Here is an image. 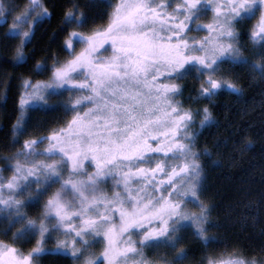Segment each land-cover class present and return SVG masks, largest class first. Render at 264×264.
<instances>
[{
    "label": "snow or ice",
    "instance_id": "obj_1",
    "mask_svg": "<svg viewBox=\"0 0 264 264\" xmlns=\"http://www.w3.org/2000/svg\"><path fill=\"white\" fill-rule=\"evenodd\" d=\"M110 7L102 27L70 32L63 44L70 58L49 68L41 61L32 65L26 51L37 25L52 15L44 0H0V28L11 21L0 41L14 52L11 63L35 76L48 73L46 80L22 79L13 136L26 134L34 110L72 114L63 127L25 139L16 153L24 163L15 164L11 177H0V213H8L0 217L8 221L2 234L11 232L10 242L0 241V264H38L49 255L73 264H185L189 253L180 245L188 231L204 249L199 264H264L227 248L215 251L219 241L208 232L216 225L211 206L201 200L198 162L210 153L193 150L200 132L190 131L194 115L203 129L212 113L208 107L193 113L175 100L184 91L178 82L187 77L198 84L189 99L211 103L225 90L239 95L224 65H246L264 79V0H118ZM209 11L212 22L196 24ZM90 19L73 4L62 23L86 28ZM253 19L246 35L260 63L242 55L237 30ZM194 30L206 35L189 36ZM76 43L84 47L73 55ZM106 44L111 55L103 57ZM52 97L56 104H49ZM158 174L167 179L157 181ZM109 181L106 191L101 185ZM30 206L39 207L34 218L22 211ZM54 236L64 238L46 248ZM18 241L34 246L23 252ZM101 242L99 255L89 251ZM161 248L174 252L171 260L147 259L145 249Z\"/></svg>",
    "mask_w": 264,
    "mask_h": 264
},
{
    "label": "trees",
    "instance_id": "obj_2",
    "mask_svg": "<svg viewBox=\"0 0 264 264\" xmlns=\"http://www.w3.org/2000/svg\"><path fill=\"white\" fill-rule=\"evenodd\" d=\"M44 3L52 15L37 25L26 51L33 55L32 65L41 61L49 68L69 56L63 44L70 32L86 35L92 29L102 27L107 22L106 13L112 11L110 5H113L112 0H94L91 7H84L88 0H44ZM73 4H79L80 11L89 14L90 24L86 28L71 25L65 29L64 14L72 10ZM5 29L0 28V41ZM242 47L243 55L250 61L261 62L246 38ZM13 56L14 52L0 42V168H5L7 158L15 155L26 139L25 135L14 137L12 133L18 116L22 79L48 78V73L35 76L24 68L14 67ZM221 70L231 73L229 79L241 89L239 95L225 90L211 103L189 99L196 96L193 89L198 88V84L192 77H187L179 82L184 91L178 97L182 107L190 108L193 113L203 107H208L212 113L213 122L198 130L200 135L193 150L203 152L207 149L210 153L209 156L201 155L198 162L203 177L201 200L211 206L210 220L216 225L208 232L219 241L215 251L222 252L227 248L241 259L260 262L264 260V254L260 252L264 246V79L246 65H224ZM68 99L65 94L63 100ZM57 102L55 97L49 104ZM70 115H66L63 108L34 110L30 113L27 132L47 135L51 129L63 127ZM197 117L199 115H194ZM14 140L19 143H13ZM180 247L188 250L186 264H199L204 249L190 232ZM38 264H73V261L64 256L49 255L40 257Z\"/></svg>",
    "mask_w": 264,
    "mask_h": 264
},
{
    "label": "rangeland",
    "instance_id": "obj_3",
    "mask_svg": "<svg viewBox=\"0 0 264 264\" xmlns=\"http://www.w3.org/2000/svg\"><path fill=\"white\" fill-rule=\"evenodd\" d=\"M16 2L17 3L20 2V3L23 4V3H27V0H16ZM117 2H118V0H112L113 5L115 3H117ZM258 15L259 14L257 13V18H258ZM211 22H212V13L209 11L206 14L202 15L201 18L198 21H196V24H198V25H206V24L211 23ZM255 22H256V20L253 19L250 22H245V23H242V24H240V25L237 26V30L241 33V40H240V45L241 46H242V43H243V41H244L245 38H246V40H248L246 33H247L248 28L250 27V24H254ZM10 23H11V21L9 19V24L8 25H5L2 28L5 29L6 27L10 26ZM196 24L192 25V27L194 29L196 27ZM188 35L189 36H194V37H196V38L199 39L200 37L206 35V32L205 31H195L194 30V31L189 32ZM83 47H84V45L79 44V43H76L75 44V51L72 54L75 55L76 53L80 52ZM104 48L107 49V50L106 51L105 50H101L100 55L103 56V57L110 56L111 55V48H110V46L106 44L104 46ZM241 51H242V55H243V47H241ZM67 52H68V55H69V50H67ZM69 58L70 57L68 56L66 59H69ZM65 60H63V61H65ZM66 95H68V94L66 93ZM54 98L55 97H52L49 100V103H50V101H53ZM175 100L180 103V100H179V97L178 96L175 97ZM70 116L72 117V114ZM71 117L68 120H70ZM200 119H201V116H199L197 118H194L195 125L190 129V131H196V130H199L200 129ZM58 124H59V122H58ZM34 134H36V133L26 132L25 137H26V139H30V138H35L37 136H40L38 134H37V136L34 135ZM42 147H43V145L41 146V148ZM37 159H43V157H38ZM18 161L20 163H24V158L23 157H17L16 154L10 156L9 158H7L6 163H5L6 164L5 168H0V177H4V178L11 177L13 175L12 168H14L15 164ZM170 163H171V161H170ZM9 166H12V167H9ZM145 167H147V165H145ZM201 175H202V173H201ZM155 179L157 181H159V180H166L167 177L158 174L155 177ZM111 183L112 182L109 181L107 185H101V187L104 188L107 191V189L111 186ZM33 187H35V185H33ZM58 187H59V185L54 186L53 189H51V191H55L56 188H58ZM133 187H137V185H133ZM148 191L151 192L152 189L149 188ZM18 198L21 199V200H25V199H27V194H25L24 196L18 197ZM46 199H47V197H44V200H46ZM44 200H41V202H40L41 205L43 204ZM33 208H34V210H33ZM187 208L189 210H192V211H195L196 210L194 208V206L191 205V204H188L187 205ZM31 210H33V212H32L33 213V216H31L32 215L31 214ZM22 211L26 212L28 214L29 218H34L38 214V212H39V207H31L30 206V207H27L25 209H22ZM7 215H8L7 212L0 213V217H7ZM7 224H8V221L6 219H0V231L2 230L0 232V241H4L6 243L8 241L10 242V240H11V232H9L8 236H4L2 234L3 231L8 228V225ZM19 227H20V225H16V227L13 228V230L16 231V228L18 229ZM188 232L191 233V231H188ZM188 232L182 233V235L184 236V238L187 236V233ZM57 238L63 239L64 237H62V236L61 237H55L54 236L53 237V240H50V241H48L45 244V247L46 248H54L55 247V240ZM16 243H19L20 244L19 247L18 246H16V247L19 248V249H21V251H23V252L29 251L34 246L33 243H25L23 241H18ZM102 250H103V243L102 242L99 243V244L92 245L90 247V249H89L90 252L95 253L96 255H99L102 252ZM145 255H146L147 259H149V260H156L158 257H164L167 260H171L172 257L174 256V253L171 254V251L170 250L163 249V248L159 249L158 251L157 250H152V249H145ZM136 259H139V258L137 257Z\"/></svg>",
    "mask_w": 264,
    "mask_h": 264
}]
</instances>
